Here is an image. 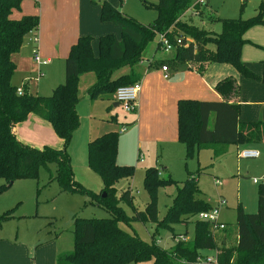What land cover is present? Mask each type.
<instances>
[{"label": "trees", "instance_id": "1", "mask_svg": "<svg viewBox=\"0 0 264 264\" xmlns=\"http://www.w3.org/2000/svg\"><path fill=\"white\" fill-rule=\"evenodd\" d=\"M143 3L148 4L144 0ZM207 3L208 0L201 3L199 0H157L153 5L154 21L142 24L102 0L100 19L118 25L121 37L111 33L99 36L96 55L91 47L92 37H78L64 60V82L56 85L48 95H39L30 93L24 80L19 85L12 81L16 69L12 57L18 53L24 35L37 27L38 18L36 15L13 18V11L20 8V0H0V179L7 184L16 178L35 179L40 167L54 164L55 172L50 173V177L60 189L85 193L73 177L68 152L71 135L78 126L76 103L80 77L92 74L95 79L86 88L90 98L101 96L113 100L119 86L137 82L131 77L132 66L157 33H163L172 44L182 35L179 45L175 44V55L185 61L199 62L200 72L209 63H229L240 75L264 83V59L261 60V74H256L239 58L240 48L245 43L264 50L243 37L248 29L264 25V0L259 1L251 17L219 18L218 35L182 21L183 16L195 15L199 9L202 14L201 9ZM120 69L128 71L114 77L113 73ZM18 86L22 87L20 94L16 92ZM214 90L222 99H181L177 102V139L185 148V157L197 156L200 150L208 149L215 159L231 144L264 142V121L240 120L239 104L227 100L238 94L236 79L224 77L216 82ZM33 113L49 122L62 142L60 148L48 145L35 148L16 138L14 126ZM117 140V132H108L91 139L87 146L88 164L103 181L102 189L92 195V199L108 217H74L72 250L58 253L55 264H128L146 260H150V264H193L203 249L215 251L217 264H264V182L257 185L255 212H246L241 206L237 208L236 237L229 244L216 238L217 230L211 223L198 218L199 213L211 207L198 185L196 176L201 168L194 174L189 172L181 185L176 186L172 204L159 222L154 189L172 179L160 177L156 167L145 170L143 183L150 199L143 209L133 205V196L127 188L115 196V180L129 177L133 171L132 165L116 162ZM121 203L129 204L132 213L126 214ZM193 218V238L187 242L175 240L169 251L153 241L140 239L130 229L132 221L168 226ZM227 228L226 225L222 231L228 236Z\"/></svg>", "mask_w": 264, "mask_h": 264}, {"label": "rangeland", "instance_id": "2", "mask_svg": "<svg viewBox=\"0 0 264 264\" xmlns=\"http://www.w3.org/2000/svg\"><path fill=\"white\" fill-rule=\"evenodd\" d=\"M107 1L113 7L119 8L120 11L142 24L151 23L156 17L153 5L157 0H144L148 4H144L143 0H115V4ZM259 1L208 0L207 6L201 9L202 14H200L199 9L195 15L186 14L183 16L182 21L194 24L198 28L210 29L213 35H218L220 33L219 18L251 17L255 14V8ZM101 2L102 0H86L87 11H95V32L89 34L93 38V44H97V38L100 34L111 33L117 38L121 37L119 26L100 19ZM102 29H105L106 32H98ZM246 33L247 36H252L253 39L259 41L258 43L264 42V25L254 26L248 29ZM249 40L252 41L251 38ZM148 43L149 46L153 45V47L155 44L157 45L156 39L150 40ZM248 44L245 43L240 48L239 58L241 61L244 58L250 62L254 61L256 54L260 53L261 48ZM22 45L18 51L17 68L12 76L13 83L19 84L21 77H25L30 93L48 95L52 88L64 82V69L61 71L56 66L50 65L46 68L43 67L44 69L40 68L39 71L32 61L31 42L26 39L23 40ZM93 52L98 54L97 46L96 48L93 47ZM245 65L253 70L247 64ZM218 66H227L234 70L229 63H218ZM122 71L123 69L115 71L113 76H117ZM94 80L92 74H83L80 77L76 103L78 126L72 133L68 146L73 177L84 188L85 193L68 192L60 189L56 180L50 177V173L54 174L55 172L54 164L40 167L35 179L16 178L11 184L4 183L0 179V227L3 230L2 235H9V239L15 235L19 236L21 243L19 249L26 260H30L29 264H54L56 254L67 253L72 250L74 217H108V213L92 199V195L98 194L102 189L103 181L88 164L87 146L91 139L100 137L104 133L117 132L119 136H123L124 133L120 134L119 128L126 121L128 113H125L118 105L113 106V101L104 97L90 98L89 93L86 92V84L93 83ZM252 100L264 101V98H252ZM239 103L240 114L242 108L240 107L242 105L240 100ZM257 106L259 110L264 112V103ZM261 120L264 121L262 118ZM25 130L28 134L27 140L23 143L35 148L40 147L39 144L48 136L46 129L39 126ZM128 130L130 132V128ZM252 145L259 151L258 157H240L239 152L243 149V144L237 143L232 144L227 153L213 161L211 165H209L211 155L209 150L202 149L197 156L185 157L183 145H177L179 147L177 151L167 147L165 150L168 153L167 157L159 158L157 165L141 158V155L137 156V159L129 161L117 158L118 164L132 165L133 171L131 176H122L115 180V196L118 197L120 191L127 188L133 196V205L137 209H143L150 199L143 183L145 170L148 167H156L160 172V177L170 176L172 179L171 182L158 185L154 189L157 222H159L163 219L167 208L172 204V199L176 194V186L181 185L189 172L194 174L196 170L201 168V172L196 177L199 180L198 185L202 191V197H209L212 202H215V199L220 195L219 193L226 197L227 205L221 207L218 219L227 223L228 235L234 238L237 208L241 206L250 213L257 210V185L259 182L253 183L252 178H260L264 174V142ZM215 179L220 181V185L214 183ZM120 206L126 214L132 213L129 204L121 203ZM193 220L194 218L186 223L172 222L168 226H159V223L132 221L130 229L140 239L146 242L153 241L160 248L169 251L175 244L176 235H183L185 242L193 238ZM54 233L56 235H53ZM216 242L218 244V241ZM31 243H33L32 247H27ZM29 248L30 251H27ZM214 253L213 249L200 250L201 255L211 258H213ZM150 263V260H146L128 264ZM182 263L184 264V262Z\"/></svg>", "mask_w": 264, "mask_h": 264}, {"label": "crops", "instance_id": "3", "mask_svg": "<svg viewBox=\"0 0 264 264\" xmlns=\"http://www.w3.org/2000/svg\"><path fill=\"white\" fill-rule=\"evenodd\" d=\"M109 1L111 3L115 2V0ZM21 15H36L38 18L37 27L34 28V31L25 34L23 40L27 39L30 41L32 44L31 48L33 49L35 45L32 43L31 37L34 33L37 34L38 42L36 46L38 52L44 59L48 60L47 64L41 66V69L53 65L62 71L64 69V60L71 46L76 43L78 37L85 35L90 36L89 34L95 32V11H87L86 0H20V8L13 11L12 17L19 18ZM98 32L103 33L106 31L102 29ZM101 35L104 34H100L99 36ZM243 37L264 48V42L261 44L258 43L259 41L253 39L252 36H247V33ZM248 38H251L252 41ZM154 39H156L157 45L155 44L153 47V45L149 46L148 43L142 52L141 58L132 66L131 77L139 81L141 87L134 111L127 112L128 116L126 121L120 125V128L123 125L126 126V130L120 132L119 128L120 134H124L123 136L118 135L116 159L121 158L122 160L129 161L137 159V156L141 155V158L147 159L151 164L157 165L159 158L167 157L168 153L165 151L167 147L177 151L179 148L177 145H183L177 139V102L181 99H222L214 90V86L217 81L227 76L234 77L238 83V94L229 97L227 100L238 104H240V100L242 104L240 107L242 108L238 115L239 119L242 121H257V119H264V112L261 109L259 110L257 106L258 104L264 103V101L252 100V98H264V83L256 79L246 78L230 67L218 66L216 62L209 63L206 65L205 69L200 72L197 69L199 62L182 60L175 55V50L162 52L158 47V34L155 35ZM96 46L97 44H93L92 38V51L93 47L96 48ZM18 57L19 52L12 57V60L16 64V68L19 61ZM262 59H264L263 49L260 50V53L256 54V59L254 61L250 62L244 58L242 62L251 67L254 70L252 71L256 74H261ZM164 64H166L169 74V78L167 79L162 77V71L160 69ZM127 71L128 70L123 69V71L118 74H123ZM24 78L25 77H21L20 82L22 80L27 82ZM91 83L86 84V87ZM27 88L29 90L28 86ZM47 123L48 122L41 119L38 114L33 113L28 115L26 120L17 123L13 128V133L19 141L24 142L27 140L28 134L25 129L39 126L46 129L48 136L44 138L43 142L39 144L40 147L37 148H41L43 145L60 148L62 145L61 140L58 137L55 138L56 134L51 125ZM128 128H130V132ZM231 145L227 147L224 154L227 153ZM243 149H255V147H253L252 144L243 145ZM221 156L212 159L210 155L209 165ZM163 169L165 170V167H163ZM197 181L199 180L197 179ZM219 194L218 197H223L226 200V197L222 193ZM206 199L210 205H212L218 198L215 199V202H212L209 197ZM223 223L227 225L226 222ZM2 232L3 230L0 227V264H29L30 260L28 259L27 261L19 249L21 246L19 236L15 235L9 239V235H2ZM215 234L217 239L220 238L222 242L227 241L228 243L233 242L236 237L235 232L234 238H232L231 235L227 236L224 234L222 230H217ZM53 235H56V233ZM32 245L33 243L27 247H32ZM27 251H30V248L27 249Z\"/></svg>", "mask_w": 264, "mask_h": 264}, {"label": "built area", "instance_id": "4", "mask_svg": "<svg viewBox=\"0 0 264 264\" xmlns=\"http://www.w3.org/2000/svg\"><path fill=\"white\" fill-rule=\"evenodd\" d=\"M199 2L201 3L202 0H199ZM32 31H34V29H32L29 32ZM157 34H158V47L164 52L174 51L176 49V45H179L182 38V35H178L175 39V44H176L175 45L172 44L163 33H157ZM31 41L35 45L32 49V60L36 65L37 69L40 71L41 66L47 64L48 60L44 59L38 52L36 46L38 42V37L36 33L32 35ZM160 69L162 71V77L164 79L169 78L166 64L162 65ZM140 87L141 85L139 81L129 85L119 86L113 94L114 102H116L124 112L126 113L133 112L136 107V101H137L138 93L140 91ZM16 92L20 94L22 92V87L18 86ZM125 130H126V126L124 125L121 126L120 132H123ZM258 155L259 153L255 149H242L239 152V156L242 158H250V157L255 158L258 157ZM252 182L253 183L264 182V174L260 178H252ZM214 183L220 185V181L218 179H215ZM224 206H226V200L223 197H218L216 202L212 204L208 210L199 213L198 218L202 220H206L209 223H211L214 230H223L224 228H226V225L223 222L219 221L218 216L221 207ZM178 239L185 240L183 235H178L176 240ZM193 264H217L216 253H214L213 258L209 256H199Z\"/></svg>", "mask_w": 264, "mask_h": 264}, {"label": "water", "instance_id": "5", "mask_svg": "<svg viewBox=\"0 0 264 264\" xmlns=\"http://www.w3.org/2000/svg\"><path fill=\"white\" fill-rule=\"evenodd\" d=\"M118 104L116 102L113 103V106H117ZM104 196V194H102Z\"/></svg>", "mask_w": 264, "mask_h": 264}]
</instances>
